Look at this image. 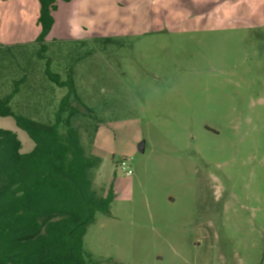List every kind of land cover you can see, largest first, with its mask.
<instances>
[{
  "label": "rangeland",
  "instance_id": "obj_1",
  "mask_svg": "<svg viewBox=\"0 0 264 264\" xmlns=\"http://www.w3.org/2000/svg\"><path fill=\"white\" fill-rule=\"evenodd\" d=\"M13 1L0 94L19 85L13 110L53 122L67 88L50 61L95 111L74 123L115 200L84 238L93 260L264 264V0H60L45 43L39 1ZM0 129L34 148L13 117Z\"/></svg>",
  "mask_w": 264,
  "mask_h": 264
},
{
  "label": "trees",
  "instance_id": "obj_2",
  "mask_svg": "<svg viewBox=\"0 0 264 264\" xmlns=\"http://www.w3.org/2000/svg\"><path fill=\"white\" fill-rule=\"evenodd\" d=\"M38 1L36 41L45 43L60 0ZM47 64V77L67 88L53 122L13 110L19 85L9 95L0 94V116L13 117L34 142L23 152L19 134L0 129V264H99L86 251L84 238L97 214L111 215L115 191L113 184L103 194L95 189L93 171L100 158L87 152L74 123L80 115L94 117L95 111L82 101L72 74L62 80ZM98 129L96 124L94 133Z\"/></svg>",
  "mask_w": 264,
  "mask_h": 264
},
{
  "label": "crops",
  "instance_id": "obj_3",
  "mask_svg": "<svg viewBox=\"0 0 264 264\" xmlns=\"http://www.w3.org/2000/svg\"><path fill=\"white\" fill-rule=\"evenodd\" d=\"M17 1H19V0H17ZM24 1H26V0H24ZM32 2H34L35 4H36V0H32ZM38 2V1H37ZM13 5L14 4V1L13 0H0V7L1 8H7V6H10V5ZM25 5V4H24ZM24 5H23V8H24ZM16 6H18V8H21V3H20V1H19V4L18 5H16ZM40 6V5H39ZM19 10V9H18ZM3 13H4V11H3ZM37 17H39V15L37 16ZM37 19V18H36ZM37 23H38V20H37ZM55 27L56 26H54V28L52 29V31L54 30L55 31ZM51 31V32H52ZM51 34V33H50ZM4 38H6L5 36H3ZM9 40L10 39H6V41L7 42H9ZM0 41H1V43H6V42H4L5 40L4 39H0ZM16 42H20V41H16ZM12 130H14V131H16V129H12ZM18 133V132H17ZM19 134V133H18ZM20 135V134H19Z\"/></svg>",
  "mask_w": 264,
  "mask_h": 264
},
{
  "label": "built area",
  "instance_id": "obj_4",
  "mask_svg": "<svg viewBox=\"0 0 264 264\" xmlns=\"http://www.w3.org/2000/svg\"><path fill=\"white\" fill-rule=\"evenodd\" d=\"M121 166H122L123 170L126 171L127 174L132 173V170H130V169L127 170V163L125 161L121 163Z\"/></svg>",
  "mask_w": 264,
  "mask_h": 264
},
{
  "label": "water",
  "instance_id": "obj_5",
  "mask_svg": "<svg viewBox=\"0 0 264 264\" xmlns=\"http://www.w3.org/2000/svg\"><path fill=\"white\" fill-rule=\"evenodd\" d=\"M140 149L143 151V144L140 145Z\"/></svg>",
  "mask_w": 264,
  "mask_h": 264
}]
</instances>
